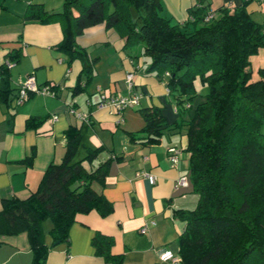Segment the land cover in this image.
Here are the masks:
<instances>
[{
    "label": "trees",
    "instance_id": "1",
    "mask_svg": "<svg viewBox=\"0 0 264 264\" xmlns=\"http://www.w3.org/2000/svg\"><path fill=\"white\" fill-rule=\"evenodd\" d=\"M29 11L42 22H60L59 45L70 58L84 54L75 36L104 22L127 44L139 41L150 56L149 67L168 71L165 83L178 116L170 123L160 107L142 106L144 124L128 134L144 143L157 141L164 130L186 134L184 149L198 197L192 207L178 210L184 224L176 252L163 249L176 257L175 264H264V64L253 76L249 59L264 45V23L251 16L246 1L213 8L196 0L179 21L165 11L162 0H62L61 8L49 11L36 2ZM18 52L11 48L8 59L0 61L2 101L12 97L7 63ZM90 69V63L83 65L86 73ZM43 84L53 89L52 83ZM40 119L30 115L26 121L31 125ZM81 134L80 125H69L62 158L46 165L36 188L2 199L0 232L25 230L33 264H44L49 247L45 221L52 244L67 238L78 212L96 209L105 215L112 208L94 185L104 181L110 158L92 163L100 145L85 146L84 154L75 157ZM112 242L109 232L96 230L92 237L97 253L110 264H122L123 252L111 250ZM161 251L154 264H172L171 257H159Z\"/></svg>",
    "mask_w": 264,
    "mask_h": 264
},
{
    "label": "crops",
    "instance_id": "2",
    "mask_svg": "<svg viewBox=\"0 0 264 264\" xmlns=\"http://www.w3.org/2000/svg\"><path fill=\"white\" fill-rule=\"evenodd\" d=\"M194 1L162 3L171 18L179 21L186 18ZM242 1L254 19L264 23V0H204L213 8ZM36 2L48 11L62 6V0H0V61L8 59L11 48L19 51L8 66L12 97L7 102L0 100V206L4 197L25 196L36 188L46 165L64 154L65 129L80 125L82 139L74 156L84 154L85 146L100 145L93 159L110 158L104 181H94V185L112 208L105 215L96 209L78 212L67 238L52 244L45 221L44 240L49 247L44 264H110L95 251L92 237L96 230L112 234L111 250L123 252L122 264H154L159 251L176 252L177 235L184 224L178 210L192 207L198 197L190 179L182 130H164L154 142L129 139L128 129L144 124L142 106L160 107L170 123L178 116L166 75L149 67L150 56L139 41L127 44L124 36L104 22L89 25L75 36V44L84 54L70 58L69 50L59 45L60 22H42L29 15ZM249 59L255 76L256 67L264 64V45ZM85 63L91 64L89 73L83 70ZM128 71L132 73L129 86ZM27 74L39 85L52 83L53 91H29L16 102L17 81ZM133 92L138 93L137 101L118 112L98 103L101 94ZM83 113H88V120L80 118ZM30 115L41 119L30 125L26 121ZM170 145L177 148L175 160L168 157ZM180 175H185L186 184H176ZM32 260L25 230L0 232V264H33Z\"/></svg>",
    "mask_w": 264,
    "mask_h": 264
},
{
    "label": "built area",
    "instance_id": "3",
    "mask_svg": "<svg viewBox=\"0 0 264 264\" xmlns=\"http://www.w3.org/2000/svg\"><path fill=\"white\" fill-rule=\"evenodd\" d=\"M8 65L10 64V62L7 63ZM165 74H168V71L165 70L164 71ZM131 72L128 71L126 74V81L128 86L131 85L132 83V78H131ZM29 90L31 91H40V92H52L53 90L51 89V87L48 84H37L35 82L34 76L32 74H27L25 75L23 78H19L17 81V92L16 95L14 96V100L16 102L22 101L24 98L27 97ZM138 99V93L137 92H133L130 95H123V94H116V95H109V96H105L103 94H101V97L98 101L99 105H108L110 107H112V109H114L115 111H119L122 107L134 103L136 102ZM168 157L171 160H175L176 159V152H177V148L173 145H170L168 147ZM149 179L153 180L154 176L151 173H147L145 172ZM187 180L185 175H180L177 179H176V184H186ZM159 257L162 259H166L168 257H171L172 259V264L176 263V257L171 255V252L169 250H163L159 253Z\"/></svg>",
    "mask_w": 264,
    "mask_h": 264
},
{
    "label": "rangeland",
    "instance_id": "4",
    "mask_svg": "<svg viewBox=\"0 0 264 264\" xmlns=\"http://www.w3.org/2000/svg\"><path fill=\"white\" fill-rule=\"evenodd\" d=\"M145 55V54H144ZM256 69H257V67H256ZM255 76H257V75H255ZM194 82L196 83V86H197V89L198 90H200V88H201V83L199 82V80H198V78H196L195 80H194ZM205 87V86H204ZM100 156V155H99ZM99 159H98V157L97 158H95L94 159V161H95V163L98 161ZM45 223V222H44Z\"/></svg>",
    "mask_w": 264,
    "mask_h": 264
}]
</instances>
